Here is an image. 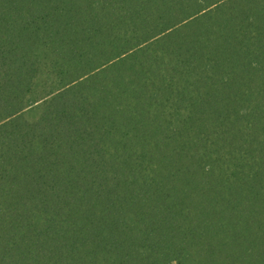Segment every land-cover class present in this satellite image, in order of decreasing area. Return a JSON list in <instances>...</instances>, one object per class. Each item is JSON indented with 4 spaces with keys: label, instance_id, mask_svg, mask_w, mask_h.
Listing matches in <instances>:
<instances>
[{
    "label": "trees",
    "instance_id": "trees-1",
    "mask_svg": "<svg viewBox=\"0 0 264 264\" xmlns=\"http://www.w3.org/2000/svg\"><path fill=\"white\" fill-rule=\"evenodd\" d=\"M0 264H264V0H0Z\"/></svg>",
    "mask_w": 264,
    "mask_h": 264
}]
</instances>
